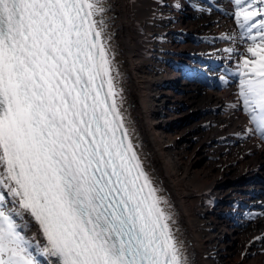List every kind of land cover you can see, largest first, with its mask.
Returning <instances> with one entry per match:
<instances>
[{"label": "snow or ice", "instance_id": "1", "mask_svg": "<svg viewBox=\"0 0 264 264\" xmlns=\"http://www.w3.org/2000/svg\"><path fill=\"white\" fill-rule=\"evenodd\" d=\"M234 3L255 30L238 99L264 140V0ZM104 12L102 0H0V264H40L25 214L59 264H191L117 103Z\"/></svg>", "mask_w": 264, "mask_h": 264}, {"label": "bare ground", "instance_id": "2", "mask_svg": "<svg viewBox=\"0 0 264 264\" xmlns=\"http://www.w3.org/2000/svg\"><path fill=\"white\" fill-rule=\"evenodd\" d=\"M102 3L97 19L106 26L117 103L191 264H264V239H257L264 237V190L254 184L252 194L245 191L251 183H236L264 180V145L248 133L246 115L231 107V93L193 90L185 77L174 83L181 65L185 72L200 67L190 59L213 54L242 64L251 44L237 43L229 20L215 19L199 2L131 0L135 26L129 0ZM221 5L222 12L227 2ZM198 30L205 39L192 44L187 35ZM23 223L36 254L56 264L40 254L46 242L35 220L25 214Z\"/></svg>", "mask_w": 264, "mask_h": 264}, {"label": "rangeland", "instance_id": "3", "mask_svg": "<svg viewBox=\"0 0 264 264\" xmlns=\"http://www.w3.org/2000/svg\"><path fill=\"white\" fill-rule=\"evenodd\" d=\"M130 2H131V0H129V13H130V17L132 18V25L135 26V25L138 24V22H137L136 17L134 16V14H133V12H132V10H131V4H130ZM139 24H141V26H142L143 28H145V21H140ZM4 191H5L4 189L0 188V192H4ZM16 219H17V222H18V223H21V220H20L18 217H17ZM24 233H25V235H26L25 230H24ZM37 259L40 261V264H46V263L42 260V258H40L38 255H37Z\"/></svg>", "mask_w": 264, "mask_h": 264}]
</instances>
